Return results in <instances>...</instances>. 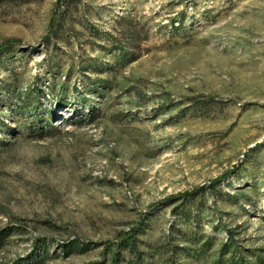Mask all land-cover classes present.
<instances>
[{
  "label": "rangeland",
  "instance_id": "obj_1",
  "mask_svg": "<svg viewBox=\"0 0 264 264\" xmlns=\"http://www.w3.org/2000/svg\"><path fill=\"white\" fill-rule=\"evenodd\" d=\"M130 260L264 264V0H0V264Z\"/></svg>",
  "mask_w": 264,
  "mask_h": 264
},
{
  "label": "trees",
  "instance_id": "obj_2",
  "mask_svg": "<svg viewBox=\"0 0 264 264\" xmlns=\"http://www.w3.org/2000/svg\"><path fill=\"white\" fill-rule=\"evenodd\" d=\"M130 236H131V234H129V238H130ZM132 238H133V237H132ZM132 246H133V248H132V251H130V252H133V253H136V254H137L138 252H137V249H136V244L134 243ZM126 264H133V263H132V260L127 261ZM134 264H138V262H136V263H134Z\"/></svg>",
  "mask_w": 264,
  "mask_h": 264
}]
</instances>
